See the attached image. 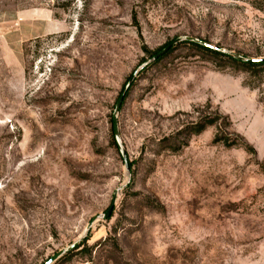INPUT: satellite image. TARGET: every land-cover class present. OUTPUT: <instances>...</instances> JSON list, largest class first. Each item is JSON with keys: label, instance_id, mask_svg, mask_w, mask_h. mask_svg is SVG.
Here are the masks:
<instances>
[{"label": "rangeland", "instance_id": "1", "mask_svg": "<svg viewBox=\"0 0 264 264\" xmlns=\"http://www.w3.org/2000/svg\"><path fill=\"white\" fill-rule=\"evenodd\" d=\"M187 38L264 60V0H0V264H264V67Z\"/></svg>", "mask_w": 264, "mask_h": 264}, {"label": "trees", "instance_id": "2", "mask_svg": "<svg viewBox=\"0 0 264 264\" xmlns=\"http://www.w3.org/2000/svg\"><path fill=\"white\" fill-rule=\"evenodd\" d=\"M186 43H190L196 47H199L200 49H202L204 51H207V52H210V53H213L216 55L224 56V57L228 58L229 60H231L232 62H235L238 64L240 63L243 66V68L246 70H252V69L258 70V69L264 67V60H261V61L247 60V61H242V63H241V62H239V60H237L233 56L225 54L223 52H220L219 50H215L212 47L200 45V44L195 43V42H186ZM147 53L154 58L157 57V55H158L157 52L156 53H150L147 51ZM158 58H159V56H158ZM214 124H215L214 120H208L205 123L192 125V127L190 128V135H198V134L202 133L208 126H211ZM217 141L223 142V144L227 147H232L234 145V143H231L228 138L219 139Z\"/></svg>", "mask_w": 264, "mask_h": 264}, {"label": "water", "instance_id": "3", "mask_svg": "<svg viewBox=\"0 0 264 264\" xmlns=\"http://www.w3.org/2000/svg\"><path fill=\"white\" fill-rule=\"evenodd\" d=\"M187 40L188 41H193V42H199L198 40H195L193 38H187ZM200 43H202V42H200ZM203 45L207 46L206 44H203ZM133 81H134V78H132L130 80V82L128 83V85L125 87L123 93L121 94V97L119 98L118 103L116 105L115 114H117L119 112V110L121 108V105H122V103H123V101H124V99L126 97V94H127V92H128V90H129V88H130V86H131V84H132ZM115 133H116V137H117V140H118V144H119L120 151H121L122 156H123V158L125 160L126 167H127V169H129L127 155H126L123 147L121 146V144L119 142L118 131H117V126H116V117H115ZM111 213H112V209L109 210V212L105 215V217H109L111 215ZM53 260H55V258L52 259L51 261H49L47 264H50Z\"/></svg>", "mask_w": 264, "mask_h": 264}, {"label": "crops", "instance_id": "4", "mask_svg": "<svg viewBox=\"0 0 264 264\" xmlns=\"http://www.w3.org/2000/svg\"><path fill=\"white\" fill-rule=\"evenodd\" d=\"M50 18H52V17H50ZM39 35H40V34H38V35H37V36H35V37H39Z\"/></svg>", "mask_w": 264, "mask_h": 264}]
</instances>
